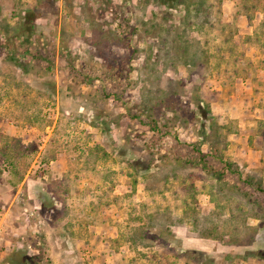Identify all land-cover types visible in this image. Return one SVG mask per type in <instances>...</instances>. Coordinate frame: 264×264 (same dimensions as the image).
I'll list each match as a JSON object with an SVG mask.
<instances>
[{"label":"rangeland","instance_id":"1","mask_svg":"<svg viewBox=\"0 0 264 264\" xmlns=\"http://www.w3.org/2000/svg\"><path fill=\"white\" fill-rule=\"evenodd\" d=\"M247 177L264 0H0V264H264Z\"/></svg>","mask_w":264,"mask_h":264},{"label":"trees","instance_id":"2","mask_svg":"<svg viewBox=\"0 0 264 264\" xmlns=\"http://www.w3.org/2000/svg\"><path fill=\"white\" fill-rule=\"evenodd\" d=\"M79 75H80V73L75 72V76H76V77H79ZM204 159H205L204 154H202L201 157H194V158L192 157L193 162L196 163V164L199 163L200 161H203ZM203 162H204V161H203ZM209 162H211V161H209ZM205 163H206V164H205L206 167L211 168L212 164L208 163V161L205 162ZM230 168H231V167H230ZM230 171H231V170H230ZM231 172H232V171H231ZM233 172H234V171H233ZM215 173H217V172H215ZM224 174H225V173H220L221 176L224 175ZM247 178H248V180L246 181V183H248V184H250V185H254L256 191L264 193V185H263L261 182H253L251 179H249V177H247ZM261 203H262V204L264 203V199H262Z\"/></svg>","mask_w":264,"mask_h":264}]
</instances>
